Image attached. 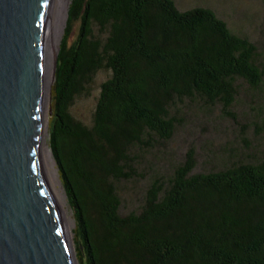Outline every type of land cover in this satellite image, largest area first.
<instances>
[{
	"label": "trees",
	"instance_id": "trees-1",
	"mask_svg": "<svg viewBox=\"0 0 264 264\" xmlns=\"http://www.w3.org/2000/svg\"><path fill=\"white\" fill-rule=\"evenodd\" d=\"M58 45L48 145L84 264H264V159L195 171L189 148L136 210L121 212L118 192L143 152L171 138L184 99L229 106L237 79L261 82L256 44L205 6L70 0ZM99 71L84 122L69 110Z\"/></svg>",
	"mask_w": 264,
	"mask_h": 264
},
{
	"label": "water",
	"instance_id": "water-1",
	"mask_svg": "<svg viewBox=\"0 0 264 264\" xmlns=\"http://www.w3.org/2000/svg\"><path fill=\"white\" fill-rule=\"evenodd\" d=\"M59 1L0 0V264H77L43 160L51 35Z\"/></svg>",
	"mask_w": 264,
	"mask_h": 264
},
{
	"label": "rangeland",
	"instance_id": "rangeland-1",
	"mask_svg": "<svg viewBox=\"0 0 264 264\" xmlns=\"http://www.w3.org/2000/svg\"><path fill=\"white\" fill-rule=\"evenodd\" d=\"M174 1L179 9L194 6L211 8L227 22L233 32L247 36L253 41L259 52L263 78L257 86H250L244 80L237 79L236 91L229 106H223L218 101L205 102L198 98L184 99L179 103L175 112L178 123L171 138L158 148L144 151L142 162L135 166L138 174L132 179L119 183L118 192L122 198L121 212L123 213L136 210L142 202L149 183L159 177L166 179L171 174L173 166L183 159L189 148L195 152V171L219 169L225 163L229 164L234 160L258 161L264 159V0ZM69 3L70 0L68 5ZM66 19L67 16L60 39L64 33ZM76 30L77 24L74 23L71 38L75 35ZM106 76V71H99L91 84L90 93L74 99L69 110L74 117L84 122L90 121L91 111L98 96L99 84ZM52 83L53 80L50 85L46 110L45 139L48 148V128L52 114L50 103ZM55 167L58 173L56 162ZM58 179L60 181L59 173ZM66 205L68 214L73 219L71 238L75 258L78 264H84V258L77 253L75 222L67 195Z\"/></svg>",
	"mask_w": 264,
	"mask_h": 264
},
{
	"label": "bare ground",
	"instance_id": "bare-ground-1",
	"mask_svg": "<svg viewBox=\"0 0 264 264\" xmlns=\"http://www.w3.org/2000/svg\"><path fill=\"white\" fill-rule=\"evenodd\" d=\"M68 2H69V0H60L59 1L57 11H56V15L54 18L52 35H51L49 74H48V85H47V94H46V102H45V110H44V123H43V132H44V134H43V160H44V166H45V169L47 171V174L50 178V181L54 187V190H55L57 197L61 203V206L63 208L64 214L66 217V221H67V225H68V229H69L70 238H71V235H72L71 225L73 224V219L71 218L70 214H68L67 207H66L67 206L66 205V195H65L63 187H62V185L58 179V173H57V169L55 167V161L52 157L50 149L48 148V146L46 144V139H45L46 129H47L46 110H47V102H48V98H49V87H50L51 82L53 80V78H52V62H53L54 54L56 53V50H57V46L59 44L58 41L60 39V35L62 33L64 21H65L66 15H67ZM71 243H72V248L74 251L72 238H71ZM74 255H75V252H74ZM76 262H77V260H76ZM77 264H78V262H77Z\"/></svg>",
	"mask_w": 264,
	"mask_h": 264
}]
</instances>
